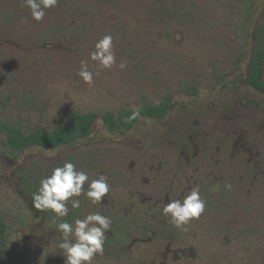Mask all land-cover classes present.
I'll return each mask as SVG.
<instances>
[{
	"label": "rangeland",
	"instance_id": "374dc122",
	"mask_svg": "<svg viewBox=\"0 0 264 264\" xmlns=\"http://www.w3.org/2000/svg\"><path fill=\"white\" fill-rule=\"evenodd\" d=\"M45 13L35 21L23 0H0V264H66L60 218L32 203L64 161L109 179L103 203L81 195L63 218H111L93 264H264V92L245 81L264 0H58ZM105 33L111 69L89 59ZM82 60L91 86L76 75ZM167 96L163 118L115 133L96 123ZM73 111L97 114L87 138L6 154L2 124L52 130ZM193 186L205 211L177 229L161 208Z\"/></svg>",
	"mask_w": 264,
	"mask_h": 264
},
{
	"label": "clouds",
	"instance_id": "9594fccd",
	"mask_svg": "<svg viewBox=\"0 0 264 264\" xmlns=\"http://www.w3.org/2000/svg\"><path fill=\"white\" fill-rule=\"evenodd\" d=\"M57 4L58 0H23V6L35 21L43 20L45 10ZM113 39L111 33H105L95 41L93 50L89 53V59L103 69H111L117 64ZM117 66L123 69L126 64L120 62ZM76 75L89 86L94 84V73L89 70L87 60L80 62ZM138 117L139 109L133 106L129 119L135 120ZM96 123L102 124V120H97ZM48 155L51 157L55 153ZM224 187L230 189L231 184L226 183ZM109 191L110 184L106 175L98 173L90 177L71 161H64L39 180L38 187L32 194V203L35 209L49 210L60 218L56 224L59 233L57 247L66 264H93L95 257L104 254L106 236L112 225L111 218L98 211L88 212L83 218L75 217L71 221L63 219L69 215V204L72 209H79L81 195L93 205L103 203ZM205 207L206 201L201 197L199 186H193L182 197L164 203L161 213L168 217V222L173 227L185 230L190 221L201 216Z\"/></svg>",
	"mask_w": 264,
	"mask_h": 264
},
{
	"label": "trees",
	"instance_id": "16d2710c",
	"mask_svg": "<svg viewBox=\"0 0 264 264\" xmlns=\"http://www.w3.org/2000/svg\"><path fill=\"white\" fill-rule=\"evenodd\" d=\"M115 2L118 0H102ZM254 47L251 50L246 83L258 92H264V22L255 26L252 32ZM171 105V98L165 97L159 104H142L139 106V117L129 119L130 109L120 110L117 115L106 111L100 118L109 132H123L132 129L139 118L160 119L166 116ZM97 118L93 111L70 112L66 122L58 123L52 130L38 127L24 131L15 123L2 124L1 131L4 133L2 145L6 154L21 152L30 147L42 149H55L70 146L75 142L85 139L90 135L91 126ZM0 232L2 226L0 224Z\"/></svg>",
	"mask_w": 264,
	"mask_h": 264
}]
</instances>
